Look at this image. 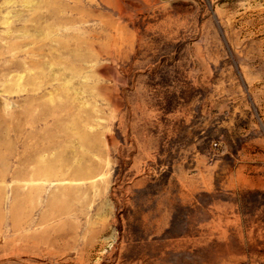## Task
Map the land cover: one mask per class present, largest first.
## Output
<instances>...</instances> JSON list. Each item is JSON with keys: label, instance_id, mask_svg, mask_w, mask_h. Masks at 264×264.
Returning <instances> with one entry per match:
<instances>
[{"label": "rangeland", "instance_id": "obj_1", "mask_svg": "<svg viewBox=\"0 0 264 264\" xmlns=\"http://www.w3.org/2000/svg\"><path fill=\"white\" fill-rule=\"evenodd\" d=\"M0 264H264V0H0Z\"/></svg>", "mask_w": 264, "mask_h": 264}, {"label": "built area", "instance_id": "obj_2", "mask_svg": "<svg viewBox=\"0 0 264 264\" xmlns=\"http://www.w3.org/2000/svg\"><path fill=\"white\" fill-rule=\"evenodd\" d=\"M214 147H215V150H217V149H218V145H217V144H215V145H214Z\"/></svg>", "mask_w": 264, "mask_h": 264}]
</instances>
